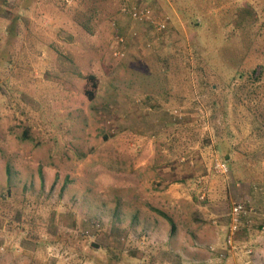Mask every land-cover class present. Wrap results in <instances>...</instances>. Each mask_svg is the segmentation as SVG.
<instances>
[{
	"label": "rangeland",
	"instance_id": "374dc122",
	"mask_svg": "<svg viewBox=\"0 0 264 264\" xmlns=\"http://www.w3.org/2000/svg\"><path fill=\"white\" fill-rule=\"evenodd\" d=\"M122 1L0 0V264H167L146 231L105 226L116 175L136 157L264 169V0H133L170 18L160 35Z\"/></svg>",
	"mask_w": 264,
	"mask_h": 264
},
{
	"label": "crops",
	"instance_id": "0c3cea01",
	"mask_svg": "<svg viewBox=\"0 0 264 264\" xmlns=\"http://www.w3.org/2000/svg\"><path fill=\"white\" fill-rule=\"evenodd\" d=\"M232 148L235 164L257 163L258 154ZM262 164L254 168L257 170L244 166L242 179L231 174V179H224L211 172L210 164L198 156L190 163L164 165L160 173H155L153 160L136 157L129 171L116 175L119 183L112 191L116 196L115 213L104 215V224L109 229L131 225L132 229L146 231L149 240L145 247L155 250V256L164 263H209L215 255L211 247L226 251L224 228L231 205L244 202L264 208V191L252 189L254 184L264 183ZM239 236H245L242 241L250 245L252 264H264V230L244 229L238 240ZM137 246L142 247L139 242Z\"/></svg>",
	"mask_w": 264,
	"mask_h": 264
},
{
	"label": "built area",
	"instance_id": "2783aa9c",
	"mask_svg": "<svg viewBox=\"0 0 264 264\" xmlns=\"http://www.w3.org/2000/svg\"><path fill=\"white\" fill-rule=\"evenodd\" d=\"M119 14L136 23L148 25L152 35H160V33L167 31L170 25V18L167 15L150 5L138 6L133 0H123ZM115 42L114 57L121 58L127 47V38L119 35L115 37ZM214 166L215 170L221 175H230L228 165L225 162L216 159ZM252 189L255 192H263L264 183L254 184ZM244 227L248 229L255 227L264 230V208L247 205L244 202H234L226 215L223 241L226 251L217 250L215 246L211 247L210 251L215 253L211 261L215 257L216 262H219L230 255L241 260V264H252L249 259L251 254L250 245L244 241H239L237 238ZM48 256L51 260L56 259L59 257V252L49 249Z\"/></svg>",
	"mask_w": 264,
	"mask_h": 264
},
{
	"label": "trees",
	"instance_id": "16d2710c",
	"mask_svg": "<svg viewBox=\"0 0 264 264\" xmlns=\"http://www.w3.org/2000/svg\"><path fill=\"white\" fill-rule=\"evenodd\" d=\"M244 229H248V228L244 227L243 230H244ZM251 229H253V228H251ZM243 230H242V231H243ZM226 259H227V258L225 257L224 259L220 260L219 262H223V261H225ZM211 262H216L215 257H214V259H213Z\"/></svg>",
	"mask_w": 264,
	"mask_h": 264
}]
</instances>
